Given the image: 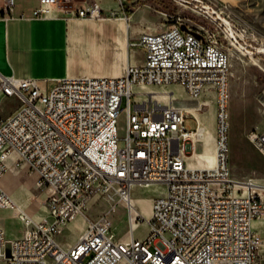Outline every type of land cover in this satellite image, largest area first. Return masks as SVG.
<instances>
[{
	"label": "built area",
	"instance_id": "obj_1",
	"mask_svg": "<svg viewBox=\"0 0 264 264\" xmlns=\"http://www.w3.org/2000/svg\"><path fill=\"white\" fill-rule=\"evenodd\" d=\"M16 4L4 0L0 18L14 16ZM62 8L61 0H39L31 16ZM65 11L97 17L102 10L95 1ZM222 24L230 40L237 39L231 22ZM135 44L146 49V60L130 64L123 76L64 77L49 92L34 77L1 79L0 95L19 96L23 102L0 118V209L12 208L25 232L9 240L0 226V257L10 264H264V240L254 227L264 217V194L234 180L229 164L230 52L213 30L196 27L184 15L167 28L142 34ZM176 83L193 97L208 88L216 93L214 165L207 158L191 162L196 143L202 142L203 150L206 143L187 125L183 107L136 90ZM124 97L127 132L121 136ZM248 137L264 155V129H252ZM15 155V164L26 163L46 188L48 214L43 218H35L2 186ZM146 183L163 185L148 217L132 196L134 185ZM96 194L116 195L127 208L129 238L119 239L114 231L111 213L117 205L96 219L88 215ZM78 217L86 222L78 238L60 240ZM142 221L149 231L138 237Z\"/></svg>",
	"mask_w": 264,
	"mask_h": 264
},
{
	"label": "rangeland",
	"instance_id": "obj_2",
	"mask_svg": "<svg viewBox=\"0 0 264 264\" xmlns=\"http://www.w3.org/2000/svg\"><path fill=\"white\" fill-rule=\"evenodd\" d=\"M152 3L153 12L159 15V25L167 28L174 19L184 15L192 19L196 27L204 25L215 32L216 37L224 48L231 54L230 79V134H229V164L232 175L243 180L252 177L259 182H264V155L249 139L248 133L252 129H264V0H149ZM95 2V1H94ZM204 5L210 7V11L204 12ZM230 21L236 30L237 39L230 38L224 33V24ZM160 30V29H159ZM155 32V31H153ZM55 82L49 83L50 91ZM150 89L162 91L156 95V101L183 106L180 102L189 105H198L200 109L190 110L185 108L190 116L187 125L194 129L196 120L191 115L204 121L212 134L213 146H216L217 136V96L212 88L204 90L199 96H191L183 84L149 85ZM170 90H174L170 92ZM173 94L174 98L169 95ZM136 97V96H134ZM19 96L0 98V115H6L7 111L17 110L22 105ZM128 99L124 97L119 121V133L125 136L127 132V107ZM14 107V108H13ZM132 109L135 110L134 105ZM237 124V133L234 140L232 134V122ZM198 151L203 150V143L199 142ZM17 156L9 159L8 174L12 176L11 186L16 190L26 185L28 191L22 187L24 196L31 198L28 212L40 219L48 214L45 198L46 188L37 182V176L28 170L26 163L17 166ZM162 184H136L132 189V196L145 217L151 214L153 200L162 192ZM252 190V189H250ZM255 191V190H254ZM256 192V191H255ZM264 194V192H261ZM27 198V197H26ZM113 205L116 209L111 213L114 222V231L129 238V222L127 208L117 202V197L112 198L108 194H96L88 203V215L96 219ZM83 219L78 217L69 223L59 238L62 241L74 242L82 232ZM149 231L148 224L142 221L136 230L138 237H144ZM7 260L0 257V264H6Z\"/></svg>",
	"mask_w": 264,
	"mask_h": 264
},
{
	"label": "crops",
	"instance_id": "obj_3",
	"mask_svg": "<svg viewBox=\"0 0 264 264\" xmlns=\"http://www.w3.org/2000/svg\"><path fill=\"white\" fill-rule=\"evenodd\" d=\"M94 1L102 10L97 17H78L65 11L86 7ZM38 2L17 0L14 16L0 18V82L13 76L34 77L49 92V83L64 77L123 76L130 64H143L146 60V49L135 44L142 34L163 29L149 0H61V11L44 17L31 16ZM3 4L4 0H0V6ZM3 97L8 96L0 95ZM12 110L0 118L7 117ZM205 131L206 143L208 130ZM11 180L7 173L1 180L2 186L28 210L31 198L21 191L22 187L25 191L28 188L22 185L16 190ZM85 223L83 220L82 230ZM0 226L9 240L25 232L24 222L12 208L0 209ZM254 227L264 240V217L256 220ZM118 235L119 239L128 238ZM261 254L264 255V243Z\"/></svg>",
	"mask_w": 264,
	"mask_h": 264
},
{
	"label": "bare ground",
	"instance_id": "obj_4",
	"mask_svg": "<svg viewBox=\"0 0 264 264\" xmlns=\"http://www.w3.org/2000/svg\"><path fill=\"white\" fill-rule=\"evenodd\" d=\"M75 26L77 27V25H75ZM87 28L88 27H86V28L84 27V29H87ZM118 28H119V26H118ZM95 30H97V29H95ZM95 30H94V32H95ZM88 31H90V29H88ZM95 36H97V35H95ZM124 38H125V36H124ZM136 90H137V92L139 93L140 96H142L144 94H147V93L148 94H159V93L160 94H163L164 93L162 91H157V90L150 89L147 86H145L143 88H139V87L136 86ZM173 91L174 90H170V92H173ZM169 96L171 98H174V95L173 94H170ZM180 103L183 105L181 107H183L184 110H185V108H188L190 110L200 109L199 104L198 105H189V104H187L185 102H180ZM199 121H200V119H199ZM206 129L208 130V133H207L208 135H207V138H206V147H205L204 151L203 152H198L197 154L193 155L192 157H190V160H191V162H194V163L197 162V163H199L198 161H201L203 158H207L210 161V164L211 165H214L216 163V158H217V147L216 146H213V144H211V142H212V134H211L210 130L208 129L207 125H205L204 124V121H202V120L195 127V137L197 139L203 138L204 137V133L206 132L205 131ZM236 133H237V124H236L235 121H233L232 122V134L234 136V139L236 138ZM197 143H196V147H197ZM232 178L234 180L240 182L239 184L245 186L246 188L254 189L256 192H264V182H259V181H257L256 179H254L252 177L248 178L247 180L239 179V178L234 177V176ZM146 184H152V183H146ZM155 184H161V183H155ZM6 192L13 198L14 201H16L18 204H20L8 190H6ZM112 198H115L116 199V195H113ZM134 202L137 203L138 201H136V199H135ZM23 208H25V207H23Z\"/></svg>",
	"mask_w": 264,
	"mask_h": 264
},
{
	"label": "water",
	"instance_id": "obj_5",
	"mask_svg": "<svg viewBox=\"0 0 264 264\" xmlns=\"http://www.w3.org/2000/svg\"><path fill=\"white\" fill-rule=\"evenodd\" d=\"M183 28H184V29H187V26H186V25H184V26H183Z\"/></svg>",
	"mask_w": 264,
	"mask_h": 264
}]
</instances>
